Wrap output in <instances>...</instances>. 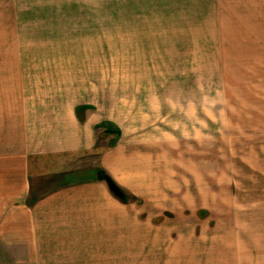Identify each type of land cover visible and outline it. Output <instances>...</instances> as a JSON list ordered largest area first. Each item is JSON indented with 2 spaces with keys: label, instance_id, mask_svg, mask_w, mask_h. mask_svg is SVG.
Here are the masks:
<instances>
[{
  "label": "rangeland",
  "instance_id": "obj_1",
  "mask_svg": "<svg viewBox=\"0 0 264 264\" xmlns=\"http://www.w3.org/2000/svg\"><path fill=\"white\" fill-rule=\"evenodd\" d=\"M64 90L119 119L127 102L162 133L152 158L106 171L128 219L68 248L95 264H264V0H0V150L10 103Z\"/></svg>",
  "mask_w": 264,
  "mask_h": 264
},
{
  "label": "crops",
  "instance_id": "obj_2",
  "mask_svg": "<svg viewBox=\"0 0 264 264\" xmlns=\"http://www.w3.org/2000/svg\"><path fill=\"white\" fill-rule=\"evenodd\" d=\"M76 92H66L68 100H40L33 93L10 103L13 112L4 115L14 124L5 126L10 144L0 150V264L104 263L68 248L76 244L73 233H106L108 225L128 219L126 203L98 174H112L113 168L130 172L139 158H152L156 142L160 149L161 130L147 128L145 116L142 122L124 113L131 109L127 102L119 105V119L108 104L82 100ZM64 173L65 184H42L36 191V179ZM57 233L62 249H55Z\"/></svg>",
  "mask_w": 264,
  "mask_h": 264
},
{
  "label": "water",
  "instance_id": "obj_3",
  "mask_svg": "<svg viewBox=\"0 0 264 264\" xmlns=\"http://www.w3.org/2000/svg\"><path fill=\"white\" fill-rule=\"evenodd\" d=\"M111 189L117 194L119 195L120 197H124L125 194L124 192L121 190V188L111 179H108L107 180Z\"/></svg>",
  "mask_w": 264,
  "mask_h": 264
},
{
  "label": "trees",
  "instance_id": "obj_4",
  "mask_svg": "<svg viewBox=\"0 0 264 264\" xmlns=\"http://www.w3.org/2000/svg\"><path fill=\"white\" fill-rule=\"evenodd\" d=\"M98 177L101 178V179H104V180H106V181H107L108 179H111V180H112V178L110 177V175H109L106 171H104V170H101V171L99 172Z\"/></svg>",
  "mask_w": 264,
  "mask_h": 264
}]
</instances>
